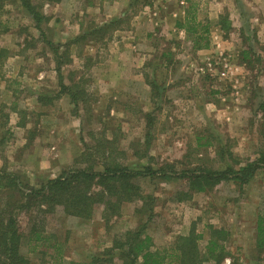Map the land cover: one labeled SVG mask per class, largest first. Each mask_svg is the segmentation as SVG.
I'll return each instance as SVG.
<instances>
[{
  "label": "rangeland",
  "instance_id": "374dc122",
  "mask_svg": "<svg viewBox=\"0 0 264 264\" xmlns=\"http://www.w3.org/2000/svg\"><path fill=\"white\" fill-rule=\"evenodd\" d=\"M143 1L154 2L140 0L136 11L121 19L123 29L131 27L135 17L140 15ZM242 1L249 10L244 19H249L254 27L248 42L239 34L241 18L236 3L240 0L185 2L183 7L189 12V6L196 7L193 12L197 22L209 23L210 45L201 56L197 55L200 50L193 48L192 36L179 35L161 22L157 29L150 28L151 33L147 26L140 28L137 56L130 55V46H123L125 54L122 59H116L115 35L110 31L96 43L86 40L69 46L72 63L62 65V83L78 84L86 92V103L74 107L61 101L62 96L54 100L60 85L54 71L57 64L53 52L59 47V54H63L61 46L77 33V27L70 21L88 26L100 24L107 16L85 14V10L84 14L80 10L75 16V11H62L47 1L31 0L36 10L46 16L41 24L44 32L41 36L19 0H0V74L14 87L18 84L25 87L20 97L35 88L44 105H48L38 107L31 105V101L19 104L20 107L30 105L20 109L19 117L11 119L13 124L18 118L28 123L30 130L34 129V140L37 135L39 139L47 133L51 135L48 147L44 148L47 155L38 165V171L35 166L21 163L27 152L33 156L35 147L19 154L22 167L18 172L24 182L37 187L55 178L62 167L59 165L71 152H76L77 156L66 166L72 165L86 146L104 137L113 141L114 150L110 151H114V156L136 169L150 165L157 170L172 164L178 171L202 166L225 170L227 164L234 165L232 158L224 157L220 161L218 151L227 150V145L242 164L254 160L264 150V112L259 110L260 104H264V0ZM75 6L78 4L69 8ZM176 6H181L178 0H168L164 7L171 11ZM115 8L119 12L123 5ZM227 10L233 24L229 35L214 25L218 16L227 15ZM216 33L220 42L214 45ZM244 51H250L247 61H242ZM166 52L172 55L167 67L161 57ZM220 55L232 67V79L228 81L218 77L219 64L210 73L202 70L204 60ZM132 57L137 61H132ZM114 69L131 76L105 78V70L112 73ZM143 74L153 84L152 88L144 84ZM0 104L1 157L3 146L10 148L14 138L9 135V122L5 124L9 106ZM21 134L26 136V133ZM53 146H57L54 151ZM58 151L61 152L59 158L55 157ZM1 164L0 158V167ZM4 165L11 167L5 162ZM135 181L147 195L143 208L139 201L124 203L120 214L108 220L101 217V205L95 207L90 220L67 216L60 210L46 215V243L29 252L23 240L22 252L28 264L89 263L93 256H100L111 247L114 239L140 225L146 226L145 233L158 250L170 247L176 237L187 235L191 229L202 236L199 246L204 249L210 236L208 226L222 229L227 234V239L222 241L227 255L220 264H264V248L259 249L256 244L258 219L262 218L264 224V170L242 188L221 181L208 192L195 193L184 202L173 200L177 192L186 190V182L181 178L156 175ZM26 216L21 214L18 219L25 238L30 228ZM203 264L215 263L210 260Z\"/></svg>",
  "mask_w": 264,
  "mask_h": 264
},
{
  "label": "trees",
  "instance_id": "16d2710c",
  "mask_svg": "<svg viewBox=\"0 0 264 264\" xmlns=\"http://www.w3.org/2000/svg\"><path fill=\"white\" fill-rule=\"evenodd\" d=\"M19 1L31 15L35 22L34 27L41 36L44 35L41 24L45 22L46 16L36 10L31 0ZM44 1L54 2L55 0ZM148 3L145 2L147 5ZM135 4H138V1ZM189 9L191 12L186 10L183 23L177 22L175 27L183 30L187 36H192L191 41L195 50L209 49L208 21L205 24L197 22L193 12L196 7L191 5ZM121 22V19L113 20L98 29L85 32L73 44H63L61 46L63 54H59V47L55 48L53 53L57 66L54 71L59 79L60 90L54 100L65 94L74 107H78L79 103L83 105L86 103V92L80 85L62 83L61 67L72 63L69 46L86 42V40L100 41L109 31L113 32L120 28ZM219 25L226 28L227 19L221 17ZM247 54L248 52L244 56L245 60ZM171 56L170 52L161 55L167 62ZM148 84L152 88L153 84L150 82ZM38 99L42 104V98ZM259 110L264 112L263 103L260 104ZM198 140L200 141V138ZM112 147L113 141L106 137L99 142L95 140L93 145L84 148L72 165L57 177L47 179L37 187L32 186L28 181L24 182L20 173L0 170V264H28V258L22 252L23 240L27 243L29 252L36 251L39 245L46 243L48 239L45 232L46 215L56 210H60L67 216L90 220L95 207L101 205L103 206L101 217L103 220H108L120 214L124 203L139 201L143 208L147 195L137 185L136 179L156 175L167 179L181 178L186 182V190L177 192L173 200L184 202L193 198L195 193L208 192L221 181L232 182L237 188H242L259 171L264 170V150L260 151L254 160L242 164L234 157L227 145V150L218 151L220 161L224 157H227V160L232 158L234 165L227 164L225 170H210L202 166L203 168L178 171L172 164L157 170L150 165L141 166L138 169L131 168L114 156V151H110L114 150ZM118 153L122 154L119 151ZM137 158L142 160L144 156L137 155ZM21 214L28 216L26 217L30 225L26 238L19 228L18 219ZM145 227L140 225L138 229L128 231L123 237L114 239L111 247L106 248L100 256H93L86 264H203L210 260L220 264L227 255L222 243L227 239V234L222 229L208 226L210 236L204 249L199 246L202 236L191 229L187 235L176 237L170 247L158 250L154 249L151 237L145 233ZM256 230V244L259 249H262L264 248L262 218L258 219Z\"/></svg>",
  "mask_w": 264,
  "mask_h": 264
},
{
  "label": "crops",
  "instance_id": "0c3cea01",
  "mask_svg": "<svg viewBox=\"0 0 264 264\" xmlns=\"http://www.w3.org/2000/svg\"><path fill=\"white\" fill-rule=\"evenodd\" d=\"M138 1V3H140V0H55L54 2H47V4H51L52 6L55 5L57 8L62 9V11H75V16H77L76 14L81 11V14H84V10H85V14L87 13H93L94 15H98V14H103L105 16H107V18L105 20H103L100 24H95L92 23L91 25L88 26H83L82 23H79L77 21H70V23H73L76 27H77V33L75 34V36L71 39V40H66L63 44H73L81 35H83L85 32L89 31V30H93V29H98L102 26H104L105 24L113 21V20H117V19H123V16H125L127 13H131L132 11H136L135 10V6L137 4H135V2ZM161 1L163 0H154L153 3H148L145 4V2L143 1V4L140 5L141 9L139 11L138 17H135V20L133 22V24H131V27L129 28H124L121 26L120 28L118 27V29H116L115 31L112 32V34L114 33V37H115V46L116 47V59L120 60L122 59L123 55L125 54V52L122 51L123 46H130V50L129 53L130 55H134L137 56L138 54L137 52V47L139 45V42L141 39H139L138 35H142V33L139 31L140 28H144L145 26H147L148 28V32H152L150 30L155 28L158 26V23H164V25L166 27H168L169 29H173L175 31H177V34L179 35H184L185 32L183 30L177 29L175 27L177 22H181L183 23L184 19H185V7H183V5L185 4V2H187V0H178L179 7H175L174 9H172L171 11H167L169 10L167 7H164L167 5V3H162ZM161 3V4H159ZM78 7L75 6L73 9L69 8L72 7L74 5H77ZM120 4L121 7L123 5V9L120 10L119 12H116V6ZM237 10H238V16L239 18H241V30L239 32L240 37L243 39V41L248 42L250 40L249 37V33H254V27L250 24V20L249 19H244L245 13L247 14V11H249L248 9L245 8V5L243 3L242 0H240V2H237ZM125 8V9H124ZM164 9V11L162 12V10ZM115 10V12H114ZM162 12V14H161ZM226 12V11H225ZM228 10H227V15L222 14L220 16H218V21L217 23H215V27L218 28V30L220 32H227V34L229 35L230 31L233 28V24L231 23L229 14H228ZM143 15V16H142ZM74 16V17H75ZM221 17H225L227 19V27H223L221 25H219V21ZM139 18V20H137ZM109 19V20H108ZM243 21V22H242ZM163 26V25H162ZM42 27V26H41ZM141 28V29H142ZM43 29V27H42ZM209 33H210V29H209ZM246 35V36H245ZM255 37V36H254ZM214 41V45L219 44V42H217V40L219 39V34L216 33V36L213 38ZM106 40V39H105ZM97 41L93 42L96 43ZM123 44V45H121ZM124 48V47H123ZM208 50V49H207ZM250 52V51H248ZM206 53V50H200L198 51L197 55H204ZM214 53V52H213ZM211 53H209L208 55H210ZM246 51L242 52V58L245 56ZM85 56H87L88 54H84ZM214 56H212L213 58ZM72 59V56H71ZM211 58H207L204 61H207ZM132 61H137V59L135 57L131 58ZM203 61V62H204ZM242 61H247V59L245 60L244 58L242 59ZM132 63V62H131ZM121 65V63H118ZM167 64H169L167 61H165V66L167 67ZM144 68L146 67V63L143 66ZM108 70H105V78L109 79V77H111V75H116V77H120L121 74H123L124 76H131V74H126V72H120L116 69L112 70V73H108ZM62 73V72H61ZM1 75V74H0ZM62 75V74H61ZM40 76V75H39ZM138 76V75H137ZM3 75H1L0 77V103H3V107L5 105L9 106V111H8V115L5 116L6 121L5 124L7 122H9V126H11V128H9V135L10 137L14 138L13 141L10 144V148L9 151H7L8 149H5V147L3 146V148L1 150H3L2 156L0 157L2 159V164L0 167V170L5 169L8 172L11 173H19V169H21L20 167H22L21 163L22 162H26L29 165L35 166L36 168L38 167V165H40V162L42 160L45 159L46 157V152L45 149L47 146L48 141L50 140L51 135L47 133V135H45L44 137L39 139V136L37 135V138H34V129L30 130V126L28 123H24L21 120H19L18 118V122L16 123H12V117H19L20 116V109L23 107H28L30 104H26V106L20 107L19 104H23L25 102H32L31 105H37L38 107L43 106L44 104L39 102V95L38 92H35V88H30L27 92V95L20 97V94L25 93L26 89L24 86L18 84L17 87H14L10 82H8V80H4ZM15 77V76H14ZM232 77V76H231ZM41 78V77H40ZM145 78V75L143 74V79ZM39 79V78H38ZM232 79V78H230ZM229 79V80H230ZM230 83V82H229ZM65 84V83H63ZM144 84L148 87L149 84L146 80V78L144 79ZM65 85H69V84H65ZM117 86H119V84H116ZM122 86H124V84H122ZM60 89V87H59ZM58 93V92H57ZM56 93V94H57ZM236 95H238V92H236ZM62 97L60 98L61 101H63L64 103H69L70 105V99L67 95L63 94L61 95ZM237 101V100H236ZM51 103V102H50ZM1 106V104H0ZM44 106H48V105H44ZM9 118V121H8ZM21 133H26V136H23ZM28 133V135H27ZM21 134V136H20ZM36 135V134H35ZM1 140H0V148H1ZM35 147V151L33 153V156L27 152L26 155H23V161H21V163L19 162L20 157L18 159L19 154L22 151H27L29 148H34ZM54 147L57 146H53L52 150L54 151ZM43 148V149H41ZM59 158V156L61 155V152H57V154H55V157ZM75 156H77L76 152H71V154H69V158L65 159L64 163L59 165L62 166L61 168H59L58 173L60 174L63 170H65L67 167L66 165L70 164V160L73 159ZM7 163L8 166H11L9 169L4 165ZM66 166V167H65ZM39 169L37 168L36 171H38ZM54 170V169H53ZM58 174V175H59ZM57 175V176H58ZM56 176V177H57Z\"/></svg>",
  "mask_w": 264,
  "mask_h": 264
},
{
  "label": "built area",
  "instance_id": "2783aa9c",
  "mask_svg": "<svg viewBox=\"0 0 264 264\" xmlns=\"http://www.w3.org/2000/svg\"><path fill=\"white\" fill-rule=\"evenodd\" d=\"M220 65V69H218V77L222 80H226L227 81L231 78L233 71H232V67L230 66L228 60L226 61L223 58V55L220 56H216L213 57L209 60H207L204 63V67L202 68V70L205 69V71H207L208 73L212 72L213 70H215V65Z\"/></svg>",
  "mask_w": 264,
  "mask_h": 264
}]
</instances>
